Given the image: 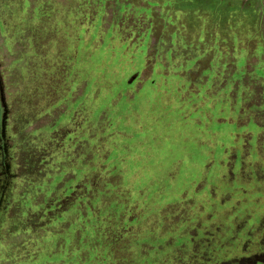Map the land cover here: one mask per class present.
<instances>
[{
	"label": "rangeland",
	"instance_id": "1",
	"mask_svg": "<svg viewBox=\"0 0 264 264\" xmlns=\"http://www.w3.org/2000/svg\"><path fill=\"white\" fill-rule=\"evenodd\" d=\"M0 264H264V0H0Z\"/></svg>",
	"mask_w": 264,
	"mask_h": 264
},
{
	"label": "water",
	"instance_id": "2",
	"mask_svg": "<svg viewBox=\"0 0 264 264\" xmlns=\"http://www.w3.org/2000/svg\"><path fill=\"white\" fill-rule=\"evenodd\" d=\"M134 78H132V80H133ZM132 80H131V82H132Z\"/></svg>",
	"mask_w": 264,
	"mask_h": 264
}]
</instances>
